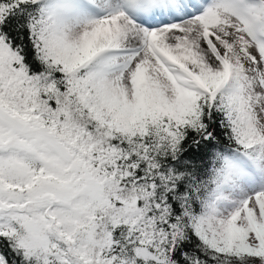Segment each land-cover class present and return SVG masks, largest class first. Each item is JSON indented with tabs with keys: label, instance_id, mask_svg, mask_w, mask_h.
Returning <instances> with one entry per match:
<instances>
[{
	"label": "snow or ice",
	"instance_id": "1",
	"mask_svg": "<svg viewBox=\"0 0 264 264\" xmlns=\"http://www.w3.org/2000/svg\"><path fill=\"white\" fill-rule=\"evenodd\" d=\"M0 264H264V0H0Z\"/></svg>",
	"mask_w": 264,
	"mask_h": 264
}]
</instances>
